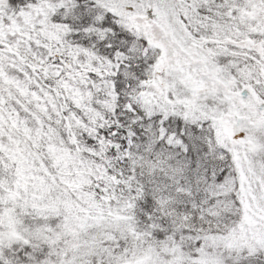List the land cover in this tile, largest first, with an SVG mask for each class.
<instances>
[{"label":"snow or ice","instance_id":"obj_1","mask_svg":"<svg viewBox=\"0 0 264 264\" xmlns=\"http://www.w3.org/2000/svg\"><path fill=\"white\" fill-rule=\"evenodd\" d=\"M0 264H264V0H0Z\"/></svg>","mask_w":264,"mask_h":264}]
</instances>
